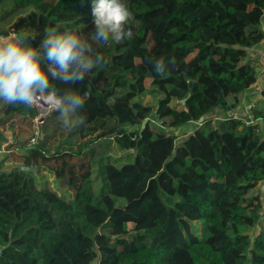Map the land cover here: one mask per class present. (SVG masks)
<instances>
[{"label": "trees", "instance_id": "obj_1", "mask_svg": "<svg viewBox=\"0 0 264 264\" xmlns=\"http://www.w3.org/2000/svg\"><path fill=\"white\" fill-rule=\"evenodd\" d=\"M121 2L133 36L104 43L92 39V0H0V35L37 48L50 29L88 39L104 60L83 83L50 77L52 91L87 93L78 127L115 124L54 147L64 116L53 111L29 147L37 109L0 100V264H264V131L232 115L258 79L248 56L264 42V0ZM193 99L201 125L175 147L171 103ZM252 113L264 122V93Z\"/></svg>", "mask_w": 264, "mask_h": 264}, {"label": "clouds", "instance_id": "obj_2", "mask_svg": "<svg viewBox=\"0 0 264 264\" xmlns=\"http://www.w3.org/2000/svg\"><path fill=\"white\" fill-rule=\"evenodd\" d=\"M91 13L93 40L107 43L111 38L119 43L132 38V31L125 29L132 13L121 0H92ZM103 60L88 39L70 31L48 30L38 48L15 32L0 35V100L25 105L45 100L50 109L65 117L67 125L69 118L84 107L87 93L81 96L69 87L57 94L52 91L50 77L66 85L83 83L86 74ZM165 66L163 58L154 64L157 73H163Z\"/></svg>", "mask_w": 264, "mask_h": 264}, {"label": "rangeland", "instance_id": "obj_3", "mask_svg": "<svg viewBox=\"0 0 264 264\" xmlns=\"http://www.w3.org/2000/svg\"><path fill=\"white\" fill-rule=\"evenodd\" d=\"M149 84V83H148ZM157 102V98L154 96L147 95L144 98V103L149 104V105H155ZM171 106L174 108V113L179 119L178 121V126L175 127V133L174 135L176 136V140L174 142V146H178L181 142V140L184 138L185 134H188L190 131L195 129V126L197 125L198 118H199V109L200 105L197 99H193L190 103L184 102H178V101H172ZM52 110V109H51ZM55 110H52V112ZM50 113V115L52 114ZM49 115V116H50ZM63 122V130H60L57 134L56 142L54 143V147L59 145L60 142H67L68 144L72 145H67L68 149L70 148L69 146H73L75 149L78 148L79 144L84 143L89 140L97 139L100 136L106 135V134H111L114 131L115 124L112 121L109 120H100L96 124H93L91 126L87 127H78L73 119L71 117L69 118V122L66 125L65 124V117L62 119ZM130 131H136L137 127H129ZM11 131V130H10ZM10 131L7 134V136H10ZM10 145V144H9ZM6 144L5 146H9ZM3 148H5L4 144H2ZM74 162H79L78 159H75ZM53 174H51V177ZM54 186L60 189L59 182L57 181L56 183L54 182ZM257 191H264V183L260 184L258 188L256 189ZM254 191L250 193L252 195ZM165 200L167 203H170L167 197H165ZM262 224V223H261ZM259 224L257 230L261 229L262 225ZM133 226L130 225V228ZM194 231L196 235L199 238H204L205 237V223L204 221L197 222L194 224ZM254 232H248L253 238Z\"/></svg>", "mask_w": 264, "mask_h": 264}, {"label": "crops", "instance_id": "obj_4", "mask_svg": "<svg viewBox=\"0 0 264 264\" xmlns=\"http://www.w3.org/2000/svg\"><path fill=\"white\" fill-rule=\"evenodd\" d=\"M262 28L264 30V20ZM248 60L256 67L258 72L257 82L252 89L240 96L239 106L232 110V114H237L241 118L247 115V107L250 104H258L263 101L264 93V42L262 45L249 51ZM203 118V117H202ZM200 118V120L202 119ZM9 133V132H8ZM14 131H10V136H6L7 141L4 143L11 144L13 142ZM6 147V146H5Z\"/></svg>", "mask_w": 264, "mask_h": 264}, {"label": "built area", "instance_id": "obj_5", "mask_svg": "<svg viewBox=\"0 0 264 264\" xmlns=\"http://www.w3.org/2000/svg\"><path fill=\"white\" fill-rule=\"evenodd\" d=\"M33 108H36L38 111V115L34 118V126H33V136L29 140V147L37 146L41 139H42V133H41V123L42 120H45L52 110L50 108H47L45 105H43L40 100L36 101L35 103L31 104ZM256 108V104H250L247 107V115L243 118L245 121L246 126H258V131H264V122H261L260 120H256L253 117V110ZM234 118H241L237 114H232ZM201 121V120H200ZM197 124L201 125V122H197ZM264 183V182H263Z\"/></svg>", "mask_w": 264, "mask_h": 264}, {"label": "water", "instance_id": "obj_6", "mask_svg": "<svg viewBox=\"0 0 264 264\" xmlns=\"http://www.w3.org/2000/svg\"><path fill=\"white\" fill-rule=\"evenodd\" d=\"M186 100H183V101H181L182 103H184ZM201 121H203V118L201 119ZM44 122V120H42V123ZM146 125H147V121H145L144 123H143V126H142V130L146 127ZM21 171H25V172H32L33 171V169L32 168H29V167H26V166H20V168H19Z\"/></svg>", "mask_w": 264, "mask_h": 264}, {"label": "bare ground", "instance_id": "obj_7", "mask_svg": "<svg viewBox=\"0 0 264 264\" xmlns=\"http://www.w3.org/2000/svg\"><path fill=\"white\" fill-rule=\"evenodd\" d=\"M40 102H41L43 105H45L47 108H49L48 105H47V102H46L45 100H40Z\"/></svg>", "mask_w": 264, "mask_h": 264}]
</instances>
